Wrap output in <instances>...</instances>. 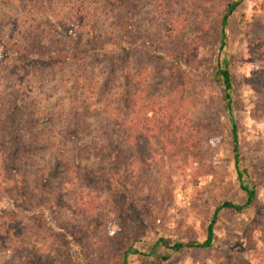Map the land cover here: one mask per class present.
<instances>
[{"label": "rangeland", "instance_id": "rangeland-1", "mask_svg": "<svg viewBox=\"0 0 264 264\" xmlns=\"http://www.w3.org/2000/svg\"><path fill=\"white\" fill-rule=\"evenodd\" d=\"M68 1L74 0H0V53L8 47L15 50L17 32L32 21L47 20L46 14L55 16L62 27L82 24L76 16L83 15L79 34L88 49L113 37L118 43L119 38L127 41L129 67L144 76L143 98L168 105L176 132L153 143L156 154L147 161L136 160V145L124 146L132 157L131 167L122 179L121 194L113 195L103 156L95 155L90 144L109 142L108 124L111 129L116 125L113 133L120 141L119 127L130 118L119 58L88 55L64 65L42 66L23 64L16 55L0 60V158L8 157L6 138L27 123L19 143L31 158L25 169L35 176L55 164L59 174L67 173L65 180L50 186L58 208L62 200L75 198L82 209L77 221L93 224L85 247L93 262L112 264L116 249L129 239L138 240V245L160 237L202 242L216 206L227 200L244 202L236 180L230 123L213 79L219 65L220 17L230 0H131V27L126 32H119L122 10L105 15L97 9V0L79 1L72 10ZM260 18L264 0H243L228 20L222 52L234 82L231 96L238 102L233 114L240 127V157L256 188L255 201L240 213H220L213 247L183 250L164 264H264V61L250 56L245 41L249 26ZM181 57L183 66L178 62ZM131 90L128 86L132 100ZM253 111L260 121L253 119ZM73 161L78 167L71 169ZM62 212L74 219L67 208L51 217L59 218ZM38 233L33 240L44 244L43 255L50 250L48 257L70 263L71 254H61ZM26 242L16 253L1 249L0 264H27ZM128 264L157 262L134 255Z\"/></svg>", "mask_w": 264, "mask_h": 264}, {"label": "trees", "instance_id": "trees-1", "mask_svg": "<svg viewBox=\"0 0 264 264\" xmlns=\"http://www.w3.org/2000/svg\"><path fill=\"white\" fill-rule=\"evenodd\" d=\"M79 1H84L85 3L90 0L68 1L67 7L70 5L69 7L74 10L75 6L80 3ZM130 1L97 0L95 3L99 5L97 9H102L105 15L108 11L122 10L120 18L122 22L119 24V32L121 30L126 32L131 27L130 6L133 4H130ZM242 1L230 0L220 17L219 65L213 74V79L221 90L223 106L230 123L236 180L239 189L244 193V202L238 204L227 200L216 206L206 227V237L202 242L160 237L152 244L144 241V245H138V240L129 239L126 241V245L116 249V260L112 264H128L130 256L134 255L150 258L157 264H164L174 254L183 250L209 249L214 245V227L220 213L225 211L240 213L250 207L255 201L256 188L248 180L247 169L243 167L240 157V127L233 114L237 110L238 102L234 101L231 96L234 82L229 70L228 58L222 54L225 47L228 20ZM92 7L96 10L95 6ZM113 15L110 16L113 17ZM133 15L134 13H132ZM72 16L73 14H71ZM45 17L47 20H39L36 23L32 21L18 31L15 50H11L9 47L4 48L0 53V60H9L17 55V59L20 56L21 61L26 65L59 66L84 59L86 57L82 58V56L88 55L103 56L110 59L119 58L118 64L122 67V78L126 83L123 101L128 106L131 104L130 118H127L125 124L119 127V129H122L119 137L120 141H117V134L113 133L116 125L111 129L108 124V130L111 131L109 142H101L102 144L91 142L90 145L94 146L92 149H94L95 155L103 156L105 164L103 169L107 177L106 182L109 191L113 195H120L124 189L122 179L126 175V170L131 167L129 161L132 159L130 154L123 150V147L129 146V144L136 145L138 151L134 155L138 162L152 159V155L156 154L152 149L153 143L157 141L160 143L164 138L168 139L176 132V118L170 112L166 103V106H162L155 102L157 100L152 101L143 98L144 76L140 70H134L129 67V58L126 56L127 52L124 46V44L128 45L126 40L119 38L120 42L118 43L116 38L112 36L113 38H109L108 41H100L99 46L88 49V42L82 39L79 34V31H82L84 27L85 16L80 14L76 16L80 18L78 20L82 24L70 23L66 27L57 25L55 16L46 14ZM245 41L250 56L258 61H264V18L254 20V23L249 26L245 34ZM2 43L3 40L0 35V45ZM180 61H184V58L181 57L178 60L183 66ZM112 66L113 63L110 64L111 68H113ZM128 86L132 88V100L130 99ZM261 96L262 102H264V86ZM161 101L164 102L163 100ZM252 117L254 120H261L256 111H253ZM25 125L19 131L14 132L11 137L6 138L5 148H8V151L4 153L8 154V157L0 158V176L2 178L0 182V252L1 249H13L14 253H16L19 246L23 244V240H28L26 242L29 256H27L29 259L26 262L27 264H64L53 256L48 257L50 250L46 251V255L42 254H45L44 244L33 240L36 236H40L38 231H41L46 241L54 244L57 251H60L61 254H71L70 259L73 260V264H100L97 261L93 262L85 251L91 235L89 230L93 234V224L84 225L85 222L77 221V212L82 209L75 204V198L62 200L61 207L58 208V202L55 201L53 196L54 192L50 183L57 182L59 179L65 180L67 173L64 175L59 174L55 164L49 170L35 176H30L25 169L27 162L31 159L30 156L24 154L25 148L19 146V143L24 139ZM77 134L75 132L72 136L75 137ZM40 143L38 142V145ZM77 163L73 161L70 168H77ZM75 177L73 176L72 179H75ZM64 208L72 212L74 219L68 217L65 212H62V216L59 218L53 219L51 217L58 213L59 209L62 211ZM26 221L28 222L26 223ZM3 245L5 247H2ZM35 255L40 256V258L36 260L34 258ZM24 259L26 261V258ZM71 260L69 264H72Z\"/></svg>", "mask_w": 264, "mask_h": 264}]
</instances>
